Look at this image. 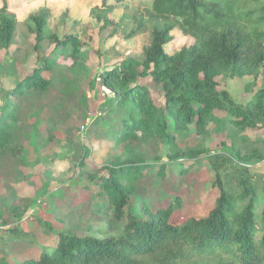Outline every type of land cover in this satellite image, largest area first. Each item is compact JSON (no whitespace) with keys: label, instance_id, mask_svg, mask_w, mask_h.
I'll return each mask as SVG.
<instances>
[{"label":"trees","instance_id":"1","mask_svg":"<svg viewBox=\"0 0 264 264\" xmlns=\"http://www.w3.org/2000/svg\"><path fill=\"white\" fill-rule=\"evenodd\" d=\"M149 2L150 10L138 16L136 28L127 36L147 29L149 43L141 57L120 55L99 76L102 87L115 93L106 103L107 109L113 107L109 116L115 117L106 135L122 154L97 172H81L73 182L88 195L83 203H90L98 221L80 230L44 223L43 241L33 244L36 256L10 264H264V184L258 187L237 171L222 176L214 167L212 187L217 196L212 209L182 223L174 219L180 197L175 204L151 208L137 196L144 178L165 180L171 163L180 179L200 170L204 151L180 152L170 126L175 133L194 126L203 135L220 110L239 130L264 129V0ZM91 15L100 34L116 35L118 25L110 17L107 0ZM50 18V9L40 8L22 22L34 40V67L5 92L0 149L7 145L16 121L13 103L29 93L47 92L51 84L47 74L82 58L83 42L73 32L58 36L49 27ZM18 25L7 0H2L0 53L11 47ZM176 29L192 43L167 52L165 46ZM226 74L260 78L262 87L246 106H239L218 85L217 79ZM151 140L162 142L165 149L166 162L156 167L133 149ZM84 153L82 164L88 152ZM241 159L261 161L264 156L254 152ZM22 213L14 209L12 214L19 219ZM25 236L15 230L12 238Z\"/></svg>","mask_w":264,"mask_h":264},{"label":"rangeland","instance_id":"2","mask_svg":"<svg viewBox=\"0 0 264 264\" xmlns=\"http://www.w3.org/2000/svg\"><path fill=\"white\" fill-rule=\"evenodd\" d=\"M101 3L102 0H7L19 25L9 50L0 53V110L5 92L34 67V40L22 25L27 15L49 8L50 29L58 36L73 32L83 42V53L74 66L68 61L47 74L51 81L47 92L29 93L13 103L16 121L11 138L0 149V262L10 264L36 256L33 244L43 241L44 223L80 230L98 221L90 211V203H83L86 192L78 190L73 182L81 172H97L122 154L106 135L115 123L114 115L109 116L113 107L107 109L106 103L115 93L102 87L99 76L120 55L141 57L149 43L147 29L132 38L127 36L136 28L138 16L150 10L149 0H107L110 17L118 25L116 35L110 37V32L99 33L91 15ZM172 35L173 40L165 46L167 52L192 43L181 29ZM44 52L48 54L49 49ZM217 81L239 106H246L262 87L260 78H232L226 74ZM170 129L180 152L200 149L204 154L200 170L186 178L180 179L175 163H171L165 180L149 176L139 183L137 196L151 208L175 204V198L180 197L175 222L206 216L217 196V189L212 187L214 167L222 176L237 171L243 177L249 176L258 187L264 184V160L241 159L254 152L264 156V129L239 130L220 110L215 111L203 135H198L194 126L181 133L173 132L172 126ZM133 149L153 167L166 162L162 142L151 140ZM14 209L23 210L19 219L12 214ZM15 230L26 236L13 239Z\"/></svg>","mask_w":264,"mask_h":264},{"label":"built area","instance_id":"3","mask_svg":"<svg viewBox=\"0 0 264 264\" xmlns=\"http://www.w3.org/2000/svg\"><path fill=\"white\" fill-rule=\"evenodd\" d=\"M40 203V201L38 200L37 202H36V205H38Z\"/></svg>","mask_w":264,"mask_h":264}]
</instances>
